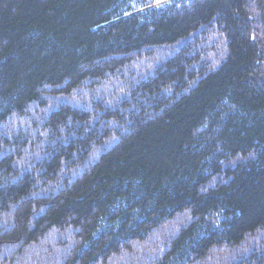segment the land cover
<instances>
[{"label":"trees","instance_id":"obj_1","mask_svg":"<svg viewBox=\"0 0 264 264\" xmlns=\"http://www.w3.org/2000/svg\"><path fill=\"white\" fill-rule=\"evenodd\" d=\"M0 264H264V0H0Z\"/></svg>","mask_w":264,"mask_h":264}]
</instances>
